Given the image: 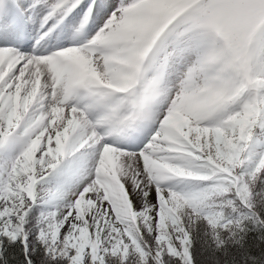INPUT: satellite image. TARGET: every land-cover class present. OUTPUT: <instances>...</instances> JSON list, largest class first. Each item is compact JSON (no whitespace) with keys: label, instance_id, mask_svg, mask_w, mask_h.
Returning a JSON list of instances; mask_svg holds the SVG:
<instances>
[{"label":"snow or ice","instance_id":"obj_1","mask_svg":"<svg viewBox=\"0 0 264 264\" xmlns=\"http://www.w3.org/2000/svg\"><path fill=\"white\" fill-rule=\"evenodd\" d=\"M0 264H264V0H0Z\"/></svg>","mask_w":264,"mask_h":264}]
</instances>
